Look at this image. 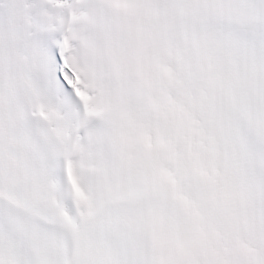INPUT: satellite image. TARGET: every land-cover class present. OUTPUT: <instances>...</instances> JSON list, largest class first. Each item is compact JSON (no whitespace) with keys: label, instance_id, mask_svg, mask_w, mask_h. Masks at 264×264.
<instances>
[{"label":"snow or ice","instance_id":"snow-or-ice-1","mask_svg":"<svg viewBox=\"0 0 264 264\" xmlns=\"http://www.w3.org/2000/svg\"><path fill=\"white\" fill-rule=\"evenodd\" d=\"M0 264H264V0H0Z\"/></svg>","mask_w":264,"mask_h":264}]
</instances>
